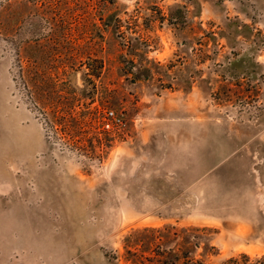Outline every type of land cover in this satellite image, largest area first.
Instances as JSON below:
<instances>
[{"label":"rangeland","instance_id":"1","mask_svg":"<svg viewBox=\"0 0 264 264\" xmlns=\"http://www.w3.org/2000/svg\"><path fill=\"white\" fill-rule=\"evenodd\" d=\"M15 41L72 62L107 146L49 137ZM162 226L264 264V0H0V264H130L125 237Z\"/></svg>","mask_w":264,"mask_h":264},{"label":"trees","instance_id":"2","mask_svg":"<svg viewBox=\"0 0 264 264\" xmlns=\"http://www.w3.org/2000/svg\"><path fill=\"white\" fill-rule=\"evenodd\" d=\"M111 17L112 15L103 21L105 27L112 24ZM114 28H118V22ZM17 33L18 31L14 34L17 36ZM19 43L20 41L13 43L15 73L23 83L28 104L41 119L49 137L59 138L76 149L89 151L93 155L99 148L107 146L103 145L99 134L103 132L106 140L109 138L107 136H110V129L105 128L109 123L102 121L98 108H90L94 97H90L87 90L78 86L72 73L66 71V67H71L72 62L61 57L62 51L58 47L39 44L36 45L39 53L33 51L34 45L29 48V53L24 49L28 56L25 57L26 65H22ZM122 58L129 67L126 72H131L135 67L134 60L125 56ZM86 98L89 102H86ZM205 231V228L176 229L173 226L138 229L124 239L125 261L130 264H210L196 253L201 246L213 249L203 233ZM231 262L234 263L233 260Z\"/></svg>","mask_w":264,"mask_h":264},{"label":"built area","instance_id":"3","mask_svg":"<svg viewBox=\"0 0 264 264\" xmlns=\"http://www.w3.org/2000/svg\"><path fill=\"white\" fill-rule=\"evenodd\" d=\"M112 114H113V112H112V111H110V112H109V115H112Z\"/></svg>","mask_w":264,"mask_h":264}]
</instances>
